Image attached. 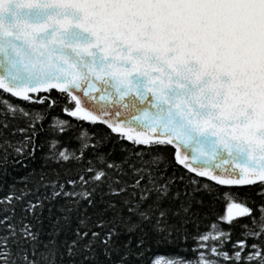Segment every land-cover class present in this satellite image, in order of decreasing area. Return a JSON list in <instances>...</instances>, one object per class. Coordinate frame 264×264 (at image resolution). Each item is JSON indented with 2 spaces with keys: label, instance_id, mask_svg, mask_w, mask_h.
<instances>
[{
  "label": "snow or ice",
  "instance_id": "1",
  "mask_svg": "<svg viewBox=\"0 0 264 264\" xmlns=\"http://www.w3.org/2000/svg\"><path fill=\"white\" fill-rule=\"evenodd\" d=\"M5 186L0 264H264V0H0Z\"/></svg>",
  "mask_w": 264,
  "mask_h": 264
},
{
  "label": "trees",
  "instance_id": "2",
  "mask_svg": "<svg viewBox=\"0 0 264 264\" xmlns=\"http://www.w3.org/2000/svg\"><path fill=\"white\" fill-rule=\"evenodd\" d=\"M8 99H10L12 102H19V98H12L10 96V94L8 95ZM23 106H27V105H23ZM37 109L39 110V106H37ZM52 115H59L60 118L62 119H69L74 125L75 127L73 128V130L69 133V136H73L74 134H78V131L80 130L81 127L87 129L90 133H99L101 131V129H97L95 127H92L90 125V122L84 121L82 123H77L76 118H72L67 116L63 111H61L60 108H57L55 110V112L51 113ZM45 128H47V122L45 124ZM103 131H107V129H103ZM47 132H45L44 134H42V139H44L47 136ZM63 143H68V136H64V137H58ZM69 146L71 147H75L76 146V141L73 139L71 141V143L69 144ZM43 151H47V146L45 145V148L43 149ZM41 152H38V156L41 155ZM11 159V157H10ZM39 162V161H37ZM25 163H28V161H25ZM24 169H19L18 172L14 173V175L17 176V178L20 175L24 174ZM244 187V191L247 192H251L254 191L253 189L248 188L247 186H243ZM6 186L0 190V195H3L6 192ZM255 200H259V197L253 196L252 197ZM224 205H225V201H224V197H223V190H221L220 193H218L216 198H207L206 197V202H205V208L201 214V218L198 222V225H192L190 226V232L195 235L197 229L200 232H205L209 230V226L211 224H213L219 215H222L224 213ZM241 223H247V221L241 219ZM221 228H223L224 230H229L228 229V225L227 223H222L220 225ZM241 229L239 225L234 226L231 229L232 232V237L233 239L236 238L237 235H239ZM195 247L193 241L191 240V238L189 239V241L185 244H181L179 247H161L158 250H156L158 252L159 255L162 256H169V255H181V256H185V257H192L194 255V253L191 252V248ZM230 247V245L228 246Z\"/></svg>",
  "mask_w": 264,
  "mask_h": 264
}]
</instances>
